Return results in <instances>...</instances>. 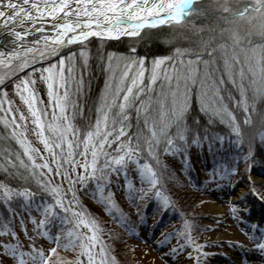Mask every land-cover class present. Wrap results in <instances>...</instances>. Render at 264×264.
Listing matches in <instances>:
<instances>
[{
	"label": "snow or ice",
	"instance_id": "snow-or-ice-1",
	"mask_svg": "<svg viewBox=\"0 0 264 264\" xmlns=\"http://www.w3.org/2000/svg\"><path fill=\"white\" fill-rule=\"evenodd\" d=\"M29 3L31 9L35 10V14L30 9H25L18 4L17 0H0V26H3L15 38L13 41L15 46L7 51L6 56L4 50L0 49V68L3 69L0 71V84L9 76L29 67L30 64L43 61L49 56H56L58 50L65 44H72L78 40L85 41L86 37L90 35L110 37L123 33L128 36H138L141 34L140 30L146 26L155 27L173 22L179 24L188 16V13L201 12V9L192 7L193 0H75L74 7L71 6L72 0H56V2L44 4H38L35 0H24V4ZM213 6L219 10V20L223 21L227 27L219 29L222 34L219 42H216V38L213 37L211 41L203 43L201 51L206 52L207 56L205 57L200 54V51H194L191 48H176L174 52L179 55V64L176 63L174 56L156 57L146 84L141 82L144 77V58H138L139 67L136 66L134 60L126 59L124 67L119 73L113 70L111 75H106L102 101L96 108V120L83 132L82 141L80 140V130L72 125L66 109L72 103V85H76L77 91H82L83 74L87 67L85 48H80L84 68L79 79L75 77L74 53L71 51L68 52L67 57L60 55L58 61L46 64L40 69H32V71L41 72V78L47 88L48 107L54 110L52 119L47 123V132L51 135H46L44 122L48 119L47 112L39 107L42 102L37 100V93L32 87L31 73L21 77L20 82L13 85L20 95V99L28 108L32 123L35 125L34 131L37 132L39 140L43 143L45 152L52 149L51 163L57 165L56 175L60 174L62 168L64 169V180L68 183V192L71 193L69 199L61 191L59 185H52L40 178V170L51 171L49 163L44 160L43 155H41L43 163L36 162L32 155L35 149L20 134V126L14 116L10 122L5 120V123L11 128V135L23 149V157H26L27 161L19 154H17L16 160L8 155L5 160H0V167L11 172L10 164L19 172L17 166V161H19L20 167L30 170L31 176L38 179L41 190L52 196L51 202L48 199L37 201L30 188H14L0 182V200H3L8 206L9 212L12 211L9 201L13 197H21L23 203L20 204V208L29 211V219L35 225L33 232L46 237L50 242L55 240L54 246L48 250L47 255L42 249L36 248L34 244H30V250L25 251L18 241L16 243L0 242V249L12 256L16 264H26L27 260H31L32 264H59L58 256L55 261L50 259L56 255L57 247L77 249L88 258L89 264H95L96 244H100L99 253L101 257H104L101 259V264H107L106 248L100 238L99 224L79 205L73 187L77 177L82 188L85 186L86 176L91 178L92 183L95 184L93 198L102 203L105 210L111 214V209L116 207V204L112 199L110 189L105 194L103 181L108 179L107 173L115 172L118 175L123 173L124 188L130 197L137 191L140 195L144 193L143 188L137 190L128 178L126 161H135L141 184L147 185V188L154 192L164 207L167 208L170 205V199L162 192L163 173H158L147 159L141 163L139 157L135 155L141 151L138 142L133 145L131 141L127 144L118 141L116 154H109L105 151L112 139L118 140V137L128 130L123 123L126 118L125 110L128 106L136 107L138 117L141 113L143 114V128L147 130L144 133V146L148 154L156 159L157 165H160L157 148L161 145L162 140L166 141L163 144L165 152L178 153L182 150V145L177 142V138L180 141H185V116L193 92L202 111L212 117H219L221 120L227 118L231 132L235 134L234 142L239 144L241 130L235 116L228 111L224 102V93L225 90L229 93L232 89L238 91L239 98L233 96V103L244 109L245 123H250L247 114L248 93L251 91L253 97L257 94L264 95V44L257 45L249 39L254 29L264 36V0H254L252 3L242 2V0H218ZM62 10L64 11V22L55 23L48 30L51 32L50 35L41 36L39 40L31 42L22 39L29 35L28 30L31 28V24L24 25L25 19L35 24L37 14L41 18L45 15L56 17ZM69 13L76 19H70ZM17 23L23 26L22 31L16 30ZM9 24H12L11 28L8 27ZM41 30V28L34 29L37 32ZM217 50H220L219 58H217ZM109 55V63L105 65L106 70L111 67V54ZM165 60L172 61V68L164 66L161 75L159 69ZM220 60L223 61L222 65ZM133 68L136 70L130 72L129 69ZM61 89H63L62 92ZM3 92L4 89L0 88V93ZM137 100L139 103H136ZM5 102L11 104L5 97L0 100V110L11 114L10 107L6 110L3 107ZM62 110V120L57 123V114ZM117 112L118 117L115 115ZM117 119L119 120L118 129L116 127ZM20 120H25L23 113L20 114ZM172 128H175V134L170 131ZM69 131L72 132L73 139L77 141L76 151L84 157L83 163L79 164L82 169L79 173L76 172L77 157L73 155V141L67 138ZM204 139H208V137L205 136ZM218 139L222 146L224 138L221 136ZM261 139L264 141V137ZM197 142L198 140L195 138L192 141V143ZM81 143L83 151L80 150ZM101 154L104 155L105 162L103 164L97 163ZM3 155L0 153V156ZM250 156L251 152L246 153L244 159L247 161ZM69 163L71 172L67 167ZM236 171L235 166L230 169L226 168L223 172L217 169L209 179L214 180L218 177L228 179L229 172L235 173ZM251 190L259 195L255 188ZM261 198L264 199V196ZM57 208L61 209L65 215H62L61 211H57ZM231 208L235 217L237 205L232 204ZM32 209H35L40 215L38 224L35 217L31 215ZM68 213L71 214V220L66 215ZM236 218L244 220V217ZM53 221L57 225L55 237L48 231ZM190 223L188 220L183 221L177 234V240L183 238L184 243H177L170 251L175 255L177 250L183 251L185 246L189 245L193 251L188 255L195 256L193 264H201L205 255L202 252L203 245L193 241L190 235ZM69 224L73 226L64 232L62 226ZM81 226L87 231L80 232ZM21 227H23L22 218ZM252 228L256 229L257 225L252 224ZM10 231L9 223L5 222L3 234L7 235ZM260 232L259 238L253 235L254 240L258 239V242L253 246L264 251V228H261ZM25 235L27 236V232ZM11 236L13 240H16L15 231H11ZM62 236L67 237L63 244H61ZM170 236L171 234L166 236L165 240H168ZM28 239L32 238L28 237Z\"/></svg>",
	"mask_w": 264,
	"mask_h": 264
},
{
	"label": "trees",
	"instance_id": "trees-1",
	"mask_svg": "<svg viewBox=\"0 0 264 264\" xmlns=\"http://www.w3.org/2000/svg\"><path fill=\"white\" fill-rule=\"evenodd\" d=\"M204 25H206L205 22ZM221 25L222 24L218 25L220 27L217 28V31L220 28L227 27L225 24L223 26ZM182 27L176 29V32H178L176 34L172 33L173 29L168 30L167 28H162L145 30L139 36L134 38H121L115 41L103 42L97 41L95 39L88 40V44L83 47L85 48L87 54V67L83 74L82 91H77L76 85H72V92L77 91L79 93L81 101L80 103H83L84 108L82 110L81 108L78 110L75 109V111L71 108L69 111H67L72 125L80 130L81 141L83 132L96 120V108L99 104L98 101H102L103 92L105 90L106 75H111L113 70H115L116 73H119L122 69L121 66H124V61L126 59L135 60L139 57H143L144 65H146L150 61L153 62L156 57L174 56L176 63L179 64L180 58L179 55L174 52V49L187 47L194 48L195 46L203 44L205 41H211V38H213L208 35H195V32L192 31L193 28L185 29L186 27ZM221 36L222 34L219 32V34L215 36L216 41L219 42ZM251 36L250 38H252ZM197 42L200 44H197ZM253 43L257 45L264 44V38ZM80 48L81 46L75 45L59 49L65 57H67V54L70 51L74 53L73 62L76 64L75 67L78 66L77 70H80L79 73L75 71V74H78L77 79L81 77V72L84 68V60L81 58ZM109 54H111V67L106 70L105 65L109 63ZM203 54L206 55L204 52ZM219 57L220 50H217V58ZM241 58H243V55H241ZM221 61L222 60H220V64L222 65L223 62ZM164 63L167 64V67H172L171 60H165ZM117 65L119 66L117 67ZM163 68L164 64L162 63L159 69L160 74H163ZM148 74L149 73L146 70L141 81L142 83H147ZM233 96H235L237 99L239 98V93L236 89H232L231 93L225 90L224 102L228 108V111H230L235 116L238 126L241 130L239 144L234 142L235 134L232 133L230 129H228L230 127L228 125L227 118L221 120L219 117H212L202 111L200 105L195 99V94L193 92V95L190 99L189 109L185 116L184 124V135L185 141L187 142L185 143V141H180L177 138V142L182 145V150L180 152H182L183 155L189 159L186 164V174H182L181 171L178 169L175 170V168L172 167L168 168L165 166L166 169L164 168L162 164L163 161L160 158V153L164 151L163 144L166 143V141L162 140L161 145L157 148V151L159 152L160 165H157L156 159L148 154L147 149L144 146V133L147 130L143 128V114L141 113L138 117L136 107L131 105L126 108V118L123 120V123L127 126L128 130L123 135L119 136L118 140L112 139L111 143L106 146L105 151L109 154H116L118 141L125 144L131 141L133 145L138 142L141 151L135 153V155L139 157L140 162L143 163L144 160L147 159L158 173H163L164 179L161 187L170 188L167 192L162 191L164 195L166 193L172 192V190L177 191L178 189H182L184 186L183 184L185 183L188 185V191L193 193L191 190L192 188L195 190L199 188V186L202 187V182L200 181L203 172L206 170L214 169L217 171V169L221 167L222 169L219 171L223 172L226 168L230 169L231 167L235 166L237 171L235 173L229 172V174H236L238 171L244 170L246 165L250 166L251 168H258L261 165L264 166V141L261 139V137H264V95L257 94L253 97V93L249 91L247 114L249 115L250 123H245L244 109L233 103ZM136 103H139V101L137 100ZM115 115L118 117V112L115 113ZM86 118H90V120L87 121ZM241 119L242 121H240ZM109 123L111 124L112 121L110 120ZM116 127L117 129L119 128L118 119L116 122ZM170 131L175 134L176 130L175 128H172ZM10 132L11 130L9 126L0 123V153L4 154L3 156H0V160H5L8 155H10L13 160H16L17 154H19L25 159V161H27V158L23 157V151L21 150L20 145L17 144L16 139L10 135ZM205 136H207L208 139H204ZM221 136L224 138L222 146L221 141L218 139V137ZM194 138L198 140L197 143H192ZM76 143L77 141L74 139L73 155H76V162L79 166V160L82 159L83 163L84 157L76 151ZM80 150L82 151V143ZM191 152H194L197 156H199V161L193 159ZM249 152H251V156L246 161L244 159V154ZM164 153L165 152H163L162 155H164ZM104 162V155L101 154L97 159V163L103 164ZM17 166L19 167V172H17V168H13L10 164L9 168L11 169V172L5 171L3 167H0V182L9 184L14 188H30L35 194V197L47 195V197L44 198L51 202V194L41 190V185L38 179L31 176L30 170L20 167L19 161H17ZM69 166L70 163L67 165V167ZM125 167L128 172V178L131 181H137V184H133V186H135L137 190L143 188L144 193L143 195H140L137 191L131 197H128L129 195L127 196L125 190H118V185L115 182H120L119 179H112L113 175L117 177L118 174L115 172L107 173L108 179L103 181V183L109 184L110 190L112 192V199L116 204V207L111 209V214L105 210V206L98 202L97 199L87 196L90 194L88 193L90 191H87L89 185L91 186L92 192L95 190V184L92 183L90 177L86 176V183L83 188L80 185L78 177L75 184L73 185L75 192H77L78 195H80V198H82V202L91 201L100 206L101 220L98 221L99 226H108L111 230L113 229L118 231L123 237H125L124 233L127 231L130 218L132 219L134 214L132 209L138 211L140 206L144 204L147 206L152 205L153 207L151 208V211L154 212L164 208V206L155 207L156 203L154 204V201H156V196L153 191L147 188V185L141 184L137 173L136 162L131 160L126 161ZM79 172L80 171L78 169V173ZM166 172H168L167 175ZM119 176L123 178V182L125 180L123 173H120ZM43 179L48 181V179L45 177H43ZM169 179L172 183H168ZM121 185L123 186L124 183H121ZM106 193L107 192H105V194ZM67 196L69 199L71 198V194ZM171 200L174 201L171 206L175 210V215L177 216L180 212L178 211L179 209L177 210V208H174V206L177 207L175 204L177 199ZM9 203L11 204L12 212H16L22 203V198L18 196L13 197ZM1 207L5 210H9L8 206L5 205L3 200H0V210L2 209ZM117 209H119V211H117ZM183 211H186V209H183ZM0 213L3 216L2 210ZM118 221L120 222L118 223ZM1 223L2 220L0 218V224ZM197 232H199V230H197Z\"/></svg>",
	"mask_w": 264,
	"mask_h": 264
},
{
	"label": "rangeland",
	"instance_id": "rangeland-1",
	"mask_svg": "<svg viewBox=\"0 0 264 264\" xmlns=\"http://www.w3.org/2000/svg\"><path fill=\"white\" fill-rule=\"evenodd\" d=\"M47 1L49 0H35V2L38 4H42ZM217 2L218 0H200L199 2H197L198 5L201 4L199 9L203 7V4H205L204 8L201 9V12L193 11L190 13V16L187 19H185V21H183L180 24L167 27V29L168 30L173 29L172 33L176 34L178 33L176 32V29H179L183 26L182 28L186 27L185 29L193 28L192 31L195 32V35L198 36L208 35L211 37H215L220 32L219 30L217 31V28L220 27L218 25L219 24H222L221 26L224 25L223 21L219 20V15H218L219 11L214 13L213 17L211 14L208 16L207 20H209V23L207 24V26L202 23H198L196 21H199L201 17H206L208 10H204V9L213 6ZM242 2L252 3L254 2V0H242ZM17 3L20 4L22 7H24L25 9H31V4L30 3L24 4V0H17ZM197 3L194 4L193 8H196ZM71 6L73 7L75 6V0H72ZM215 10L218 9L215 8ZM61 14H64L63 10L60 13H58L57 16ZM46 18L53 19L55 17L46 16ZM251 37L252 38L249 37V39L252 42H258L260 39L264 38V36H261L259 32L255 29L253 30ZM178 38H183V37H178ZM86 44H88V42L83 43L81 46H85ZM197 44L200 43L197 42ZM202 45L203 44H200L191 49H193L194 51H200V54L206 57L207 53L204 52L206 54L204 55L203 51H201ZM6 54L7 53H4L5 56ZM60 55L63 54L60 50H58L56 56H49L43 61H37L35 64H30L29 67L23 68L20 71L16 72L14 75L9 76L8 79H6L2 84H0V88L4 89V92L0 93V100H3L6 97V100L11 102L10 105L7 102H5L3 105L5 110L8 109L9 107L11 108V114H9L7 111L0 110V123L7 125L5 123V120L10 122L13 119V116L15 117V119L17 120L20 126V134L24 136L27 142L32 146V148L35 149L32 155L35 157L36 162L43 163V161L41 160V155H43L44 160H46L50 165L51 171H47L46 169L40 170L42 179L43 177H45L48 179V181L46 179L45 181L49 182L50 184L59 185L61 191L67 196L71 193L68 192V183H66L64 180V169L62 168L60 170V174L62 176L60 174L56 175L57 165L51 163L52 149H49L47 152H45L43 143H41V141L39 140L37 132L34 131L35 125L32 123V117L29 114L28 108L24 104V102L20 99V95L18 94L17 90L14 89L13 87L14 84L20 82L21 77L28 76L29 73H31L30 80L32 81V87H34L37 93V100L42 102L41 104H39V107L47 112L48 119H46L44 122L46 135H51L50 133L47 132V123L52 119L54 110L53 108L48 107L49 98L47 95V88L45 86V82L41 78V72L32 71V69H40L46 64H49L53 61H58V57ZM134 61L136 66L139 67L140 61L138 59H135ZM153 63L154 61L153 62L150 61L146 65H144V61H143V71L145 72L147 70L148 73L150 74L151 69L153 67ZM162 63L164 64V66H167V64H165L164 61ZM121 67L123 68L124 66ZM168 68L171 69L172 67L168 66ZM77 69L78 66H76V71L79 73L80 70L78 71ZM2 70L3 69L0 68V71ZM135 70H136L135 68L129 69L130 72ZM65 71H67V69H65ZM77 76L78 74H75L76 79ZM62 91L63 89H61V92ZM80 102L81 101H80L79 93L77 91L72 92V103L69 104L66 111H69L71 108L74 111L75 109L78 110L79 108H81L82 110L84 106L83 103ZM98 103H101L100 100L98 101ZM21 113H23L25 120H20ZM62 117H63V110L57 114L56 122L60 123ZM240 121H242V119ZM67 138L74 141L71 131L67 133ZM53 139L55 138L53 137ZM21 150L23 151L22 148ZM163 152L160 153L161 154L160 158L163 161L162 164L164 168L165 166L168 168L169 167L174 168L180 163L181 158L184 159L182 157L183 156L182 152H178V154L165 152L164 155H162ZM191 154L193 159L196 160V153L191 152ZM171 155H173L172 158ZM167 156H170V160H168ZM79 161H80L79 164L82 163V159ZM69 171L71 172L70 166H69ZM79 171H82V169L79 168ZM44 173H46V175H44ZM167 174L168 172H166V175ZM260 174L262 176H260ZM168 183H172L170 179ZM212 184L213 183H211L210 185L212 186ZM249 184H251L250 193L247 192L246 195L244 194L243 197L238 198L237 192H239V189L245 185L249 186ZM183 185L184 186L182 187V189H178L177 191L172 190V192L166 193L165 195L168 198L171 196L169 199H177L175 204L177 205L178 208L181 207L183 208V206L187 204V206L185 207L186 209L184 214L185 216H187L190 219L191 217L198 216L200 218H203V223L205 225L210 226V229H208V226L203 228V230H207V231L201 230V232L199 231L198 233L193 232L191 230V233H194L195 237L199 236L200 238H203V239L197 238L198 241L210 240L208 247L213 250L209 254V256L211 257H209L208 259L209 262L207 264H227V263L230 264V262L225 261V258H228L229 256L236 257L235 259H233L235 264H264L263 263L264 251H261L253 246L254 243L258 242V239L254 240L252 238L253 235L259 238L261 236L260 229L264 228V224L260 225L261 221L264 222V199L261 198L262 196H264V174L262 173H258L257 175L246 174L244 177L233 178L228 188V193H230L228 197L226 198L220 197L216 199L212 198L209 201H206L202 199L200 196L189 192L188 186L186 184ZM252 188H255L256 193H259V195L253 193V191L251 190ZM168 189L170 188L165 187L162 188V191L167 192ZM87 191H90L88 192L90 194H88L87 196L93 197V192L90 185ZM232 195H234L235 199H233L234 197H231ZM41 196L42 197H35L36 200L40 201L45 199L44 197H47V195L45 196L41 195ZM80 199L82 200V198ZM236 199L237 201H235ZM172 203L173 202H171L170 204ZM232 204L237 205V211L235 217L233 215V211L231 208ZM85 205H86L87 213H89L91 216L93 215L92 218H94L97 222L101 220V212H100L101 208L99 205H96L91 201L89 202L85 201ZM1 210L3 216L0 213V218L2 220V223L0 224V242L16 243L18 241L22 249L25 251H29L30 250L29 245L34 244L36 248L42 249L45 255H47L48 249L50 247L45 243L47 242L48 239L42 235H37L36 233L33 232L35 225L29 219L28 210L22 209L20 207L18 210H16V212H12V211L9 212L8 209L5 210L3 208ZM59 210L62 212L61 209ZM17 213H19V215H17ZM257 213L259 214V217L256 216ZM31 215L35 217L36 223L38 224L40 219L39 213H37L35 209H32ZM66 215H68L69 219L71 220L72 218L71 214L68 213ZM236 217H244V220L243 221L238 220ZM21 218L23 219V227H21ZM5 222L9 223L11 231H15L16 240H13L11 236V231L7 235L3 234V224ZM252 224H256L257 228L253 229ZM72 226H73L72 224L63 225L62 230L66 232L67 229ZM48 229L49 232L52 234V236H55L57 230V225L55 221H53L51 228ZM38 231L39 230L37 229V232ZM79 231L86 232L87 229L81 226ZM25 232H27V236L25 235ZM28 237H31L32 239L29 240ZM101 239H103L102 241L106 248V254H107L106 256H108L111 259L108 260L107 264H186V259L179 254L180 250H177L178 253L176 252L177 254L175 253V255H173V253L170 251L173 248V246L176 245V243L169 242L170 238L168 240H165V237H163L162 239L160 238L154 241L153 244L149 245L152 247H142L137 244L135 245L131 241L127 240L118 231L113 229L111 230L109 228L105 230V235L104 237L101 236ZM66 240L67 237L62 236L61 244L66 242ZM53 246H54V242H51V248ZM99 248H100V244H96L95 264H101V259L104 258L101 257V254L99 253ZM153 248L154 251L156 253H160V255L154 256L151 253ZM56 256L59 257V264H80V261L82 264H89L88 258L85 257V255L77 249L57 247L56 255L50 258L53 261H55ZM0 264H16V262L13 257H10V255L6 254L2 249H0ZM26 264H32L31 260H27Z\"/></svg>",
	"mask_w": 264,
	"mask_h": 264
},
{
	"label": "bare ground",
	"instance_id": "bare-ground-1",
	"mask_svg": "<svg viewBox=\"0 0 264 264\" xmlns=\"http://www.w3.org/2000/svg\"><path fill=\"white\" fill-rule=\"evenodd\" d=\"M53 2H56V0H49V1L44 2V3H53ZM44 3H42V4H44ZM30 10L35 14V10L34 9H30ZM69 18L72 19V20L76 19V17L72 16L71 13L69 14ZM62 22H64V15L63 14L62 15H58V17H56L55 19H50V20L46 18V15L41 18L37 14V22L35 24H32V22L30 20L25 19L24 20V25L31 24V28H29V30H28L29 31V35L27 37H23L22 39H26L29 42H31L33 40H39L41 36H47V35L51 34V32L48 31V30H50L54 26L55 23H62ZM8 27L11 28L12 24H9ZM36 28H41L42 30L39 31V32L34 31V29H36ZM4 30H5L4 27L0 26V32L1 31L2 32H6ZM16 30L17 31H22L23 30V26L20 25L19 23H17ZM68 35H71V33H68ZM120 35H126V34L121 33ZM120 35H114V36H110V37H117V36H120ZM91 36L99 37V36H96V35H90L88 37H91ZM88 37H86V38H88ZM0 41H2V44L6 45V47H8V48L13 49L14 46H15L14 43H13L14 39H9L8 40V37L5 36V34H1L0 35ZM41 46H43V45L41 44ZM86 120L89 121L90 118H86ZM247 192H248L247 187L243 186V187H241L239 189V192H237L238 193L237 196L241 198ZM186 206H187V204H185L183 206V209H185ZM235 258H236L235 256H233V257L229 256L228 260H233Z\"/></svg>",
	"mask_w": 264,
	"mask_h": 264
},
{
	"label": "water",
	"instance_id": "water-1",
	"mask_svg": "<svg viewBox=\"0 0 264 264\" xmlns=\"http://www.w3.org/2000/svg\"><path fill=\"white\" fill-rule=\"evenodd\" d=\"M163 25H165V24H163ZM158 26H162V25H157L155 27H158ZM155 27H148V26H146L145 28H155ZM2 34H5V36L8 37V40L9 39H15L14 36H12L11 34H9L7 31L5 33H2ZM106 39H115V38H106ZM0 49H3L4 52H7L8 50H11V48H8V47H6V45L2 44V41H0Z\"/></svg>",
	"mask_w": 264,
	"mask_h": 264
}]
</instances>
